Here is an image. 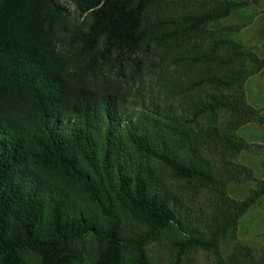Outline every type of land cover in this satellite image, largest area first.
Returning a JSON list of instances; mask_svg holds the SVG:
<instances>
[{
    "label": "trees",
    "instance_id": "obj_1",
    "mask_svg": "<svg viewBox=\"0 0 264 264\" xmlns=\"http://www.w3.org/2000/svg\"><path fill=\"white\" fill-rule=\"evenodd\" d=\"M261 1L0 0V264L221 254L264 196L229 194L264 57L222 20Z\"/></svg>",
    "mask_w": 264,
    "mask_h": 264
},
{
    "label": "rangeland",
    "instance_id": "obj_2",
    "mask_svg": "<svg viewBox=\"0 0 264 264\" xmlns=\"http://www.w3.org/2000/svg\"><path fill=\"white\" fill-rule=\"evenodd\" d=\"M242 22H247V25L235 33L234 37L247 45L253 46L252 44H254L255 46L253 47L255 49L257 48L260 55L264 56V0L259 4L237 11L230 17L222 20L223 24ZM126 68L129 73L136 72L128 76V80L134 82L135 80L130 77L138 75L136 64L130 61ZM152 74H154V71L149 70L148 75L152 76ZM254 83L251 76L245 84L247 98L251 104L252 96L255 95ZM142 86H144L143 91L150 89V84L147 80L137 78L134 83V88L138 92ZM252 123H258L264 129V124L258 121ZM252 123L245 124L237 130V134L249 142L251 147L241 151L236 157L233 155L230 157L232 162L239 163L251 169L256 178L249 181L235 180L229 183V194L238 200L244 199L252 189L258 186L259 181L264 180V150H260V145L252 143ZM221 155L222 153L219 152L214 154L216 159L214 161L219 163L220 166H222ZM207 198L208 193L201 195L199 203L194 204L192 207L197 209L202 202V209L208 208L206 206ZM220 250V255L210 250H196L188 256L185 264H264V196L243 215L237 234L233 237L229 236L225 238ZM161 251L164 253L165 248ZM166 263L167 259L164 258L161 264Z\"/></svg>",
    "mask_w": 264,
    "mask_h": 264
},
{
    "label": "crops",
    "instance_id": "obj_3",
    "mask_svg": "<svg viewBox=\"0 0 264 264\" xmlns=\"http://www.w3.org/2000/svg\"><path fill=\"white\" fill-rule=\"evenodd\" d=\"M252 45L255 46L254 44ZM252 81L255 82V95L252 96V105L260 108L264 116V68L252 76ZM261 126L258 123H252V143L260 145V150H264V129ZM256 155L258 156V154Z\"/></svg>",
    "mask_w": 264,
    "mask_h": 264
}]
</instances>
